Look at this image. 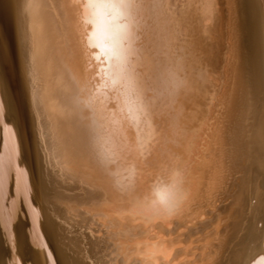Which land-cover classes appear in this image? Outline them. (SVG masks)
<instances>
[{
  "label": "bare ground",
  "instance_id": "1",
  "mask_svg": "<svg viewBox=\"0 0 264 264\" xmlns=\"http://www.w3.org/2000/svg\"><path fill=\"white\" fill-rule=\"evenodd\" d=\"M167 3L153 0L138 51L153 62V49L169 47L170 88L150 70L137 88L114 78L105 59L100 69L115 120L139 132L147 123L155 137V161L139 166L152 187L130 201L79 170L53 115L37 31L41 8L55 10L54 0H0V226L9 243L0 239V264H264V0ZM97 39L88 35L100 46ZM173 47L183 52L172 55ZM161 96L169 105L156 111L167 108L179 132L159 127ZM33 128L35 143L26 133ZM165 138L170 160L160 155ZM126 169L134 182L141 176L133 162ZM165 189L170 196L157 195ZM19 198L40 250L28 247L26 222H14Z\"/></svg>",
  "mask_w": 264,
  "mask_h": 264
},
{
  "label": "water",
  "instance_id": "2",
  "mask_svg": "<svg viewBox=\"0 0 264 264\" xmlns=\"http://www.w3.org/2000/svg\"><path fill=\"white\" fill-rule=\"evenodd\" d=\"M83 6L84 0H54L55 10L42 7L39 12L38 60L48 83L47 97L70 158L79 170L106 191L124 200L140 201L152 187V175L142 174L134 182L126 166L129 162L139 167L155 161V137L144 140L133 122L120 125L115 120V100L102 84L100 59L88 41L90 23ZM183 39L181 34L178 43ZM178 48L173 47L172 55L183 52ZM172 57L165 44L152 50L149 70L156 85L166 83L168 77L170 88L169 80L175 78ZM162 98L157 97L154 106V115L165 117L159 127L164 132H179L178 122L176 125L167 108L162 113L156 111L162 102L169 105ZM166 139L161 140L160 155L170 160L174 152L166 150Z\"/></svg>",
  "mask_w": 264,
  "mask_h": 264
},
{
  "label": "rangeland",
  "instance_id": "3",
  "mask_svg": "<svg viewBox=\"0 0 264 264\" xmlns=\"http://www.w3.org/2000/svg\"><path fill=\"white\" fill-rule=\"evenodd\" d=\"M96 2H98L99 11H101L99 12V15H98V10L97 13L94 11L93 0H84L83 9L86 13L88 12V14H91V11L92 12L94 11L93 15L92 14L90 15L92 17L89 16V18L86 17L85 19L90 23V30L88 32V35L93 37V35L97 33L98 36L97 41L99 42L98 45L100 46H96L95 44L93 45L97 51V56L100 59L99 69H101L102 72V62L105 59L106 65L107 64L109 65V68L112 72V76L114 78H121V77L126 78L132 85L138 88L141 84L139 80V75L141 73L144 74L145 71H149V67H150L149 66L150 62L141 57L138 51V44H140V40L142 39V37L145 36L147 32H149L146 16L151 5L153 4V0H97ZM181 2L182 0H168L167 6L170 10H177L180 7ZM106 4H124L127 5L128 7L113 8V9L100 7V5H106ZM101 22L103 26H101ZM12 38L13 40L15 39L14 37ZM14 58L13 60L15 61H13V64L15 65L16 63V65L15 67L14 66L13 67L15 68L16 71H18V72L13 71L15 88H18L19 90L17 89L16 90L20 92L21 85L19 82L20 81L19 78L20 75L22 76V72L18 64L17 55L14 56ZM26 114L25 115L28 120V117L31 116L30 108ZM16 129L18 136L20 138V135L23 132H20V129L17 127ZM150 129L151 126L148 125L147 123L144 124V126L141 128V132L143 136L147 137V141L151 138L152 139L154 138V136H152L153 134L151 133ZM26 133L28 135L29 142L31 141L32 143H35L37 141L36 140L37 135L35 129L34 132L29 131ZM29 135L32 137H30ZM32 138L34 140H32ZM134 166L136 171H138L140 175L144 174L145 176H148V174H150L149 172H147L145 168L138 167L136 166V164H134ZM27 170L28 173L30 174L29 169ZM13 196L14 195H12L10 198H12ZM6 202L8 203L9 199H7ZM22 204H24L23 200L19 198V209L17 211V215L14 222L16 223L19 219H23L26 222L27 227L25 226L26 228L25 232L27 238L26 239L27 245L30 249L40 250V247L36 245V243L30 236L31 229L29 228H31V225L30 223L27 224V219L29 221V217L26 211L24 212L25 209L24 206H22ZM23 212L24 214L26 213L25 216L24 214H22ZM258 225L261 226L262 223L259 222ZM0 228H1L0 233L2 234V235L0 234V239L3 241V245L7 247L9 243L6 238L8 237L6 236L5 231L2 229V226H0ZM49 242L53 246V241L50 240ZM11 262L13 264L15 263L14 260H11Z\"/></svg>",
  "mask_w": 264,
  "mask_h": 264
},
{
  "label": "snow or ice",
  "instance_id": "4",
  "mask_svg": "<svg viewBox=\"0 0 264 264\" xmlns=\"http://www.w3.org/2000/svg\"><path fill=\"white\" fill-rule=\"evenodd\" d=\"M100 7H105V8H109V9H113V8H127L128 6L127 5H124V4H106V5H100ZM161 194H164V195H171V192L167 189L165 190H161V191H158L157 192V195H161Z\"/></svg>",
  "mask_w": 264,
  "mask_h": 264
}]
</instances>
